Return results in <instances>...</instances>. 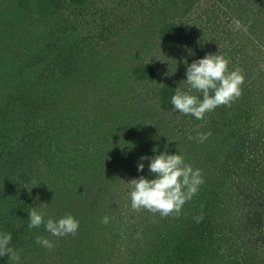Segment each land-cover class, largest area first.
Returning a JSON list of instances; mask_svg holds the SVG:
<instances>
[{"label":"trees","instance_id":"obj_1","mask_svg":"<svg viewBox=\"0 0 264 264\" xmlns=\"http://www.w3.org/2000/svg\"><path fill=\"white\" fill-rule=\"evenodd\" d=\"M59 1L0 0V10L17 6L11 35L38 34L37 14L47 5L61 6ZM200 3L206 14L196 16ZM121 5L114 20L96 19L88 40L57 44L69 27L61 10L55 13L60 31L54 39L43 40L42 30L36 39L21 38L19 46L7 42L14 53L9 56L0 38V53L11 63L4 65L7 80L0 82V229L12 233L21 264H110L103 251L108 238L95 248L79 229L56 238L59 246L49 251L35 243L40 230L30 229L27 220L33 195L41 199L43 188V196L56 198L49 211L53 219L71 214L80 226L88 219L102 222L97 212L107 192L113 203L107 227L125 244V256H115L121 264H264V0H123ZM189 11L195 17L189 14L192 20L182 22ZM234 19L248 31H236ZM185 46L195 56L187 55ZM218 52L230 68L243 71L242 95L201 120L174 111L171 97L186 79L185 58L192 62ZM27 68L41 69L36 80L25 78ZM22 130L16 143L13 135ZM90 131L102 135L99 150L94 140L89 150L69 148ZM207 132L203 142L195 139ZM157 145L160 151L165 145L171 153L179 151L201 170L204 183L179 214L143 209L132 222L139 213L127 209L123 216L122 196L104 183L103 174L115 186L121 181L118 165L126 172L142 155H154ZM63 165L65 183L55 187L52 172L59 176ZM147 174L146 167L140 175ZM80 245H91L93 255ZM0 264L11 261L0 257Z\"/></svg>","mask_w":264,"mask_h":264},{"label":"clouds","instance_id":"obj_2","mask_svg":"<svg viewBox=\"0 0 264 264\" xmlns=\"http://www.w3.org/2000/svg\"><path fill=\"white\" fill-rule=\"evenodd\" d=\"M233 24L236 31H248V26L239 19H234ZM185 48L190 55L195 56L192 49L187 46ZM230 63V60L219 52L207 53L191 63L185 58L186 79L180 82L171 97L173 110L201 120L206 113L221 105H230L239 98L243 92L245 75L240 68H230ZM182 85H187V88ZM193 91L202 94V98L201 95L193 94ZM210 135L211 132L198 133L195 139L203 142ZM189 138L193 139V137ZM153 153L152 156L142 155L137 161V171L144 173L147 167L148 174L126 182L130 188L128 195L131 208L158 212L161 216L179 214L185 203L198 193L200 186L204 183L201 170L187 163L179 151L171 153L168 145L164 146L163 151H160L157 145ZM29 195H32L31 191ZM34 200L40 201L39 194ZM45 204L47 203L40 202L37 206H32L28 212L27 220L30 229L43 226L45 231L54 237H66L78 233L80 221L75 216L68 214L59 219H53L43 210ZM201 218L197 217V222ZM102 223H109V217L104 216ZM139 235L138 233V238ZM12 241V233L0 229V257L7 256L11 264H21L20 254ZM35 243L49 251L55 247V242L45 236H37Z\"/></svg>","mask_w":264,"mask_h":264},{"label":"rangeland","instance_id":"obj_3","mask_svg":"<svg viewBox=\"0 0 264 264\" xmlns=\"http://www.w3.org/2000/svg\"><path fill=\"white\" fill-rule=\"evenodd\" d=\"M128 1V0H127ZM142 1V0H141ZM123 2V0H60L59 3L61 6H57L58 4L55 5V3L53 4V6H49L47 5L45 11H43V13H41L40 15H38L37 19L40 20V21H37L35 22L34 24L35 25H38V22L40 24V30L37 34V31H35V33H27L26 35L24 34H16V35H11L10 34V31L12 29H14V26L16 24V21H17V18L16 16L14 15V10H16L17 6H11L10 8H6L7 10H10L9 12L8 11H5L4 9L3 10H0V23L3 22V24H7L5 26H2L0 29L2 32H0V38L4 41H6L5 43V46H6V51H7V54L9 56H13L14 53L12 50H8V49H11L10 46L8 45V43H13L11 46L12 47H16V46H19L20 43L19 41H21V38H23L24 36H28L26 38H34L35 35H37L35 37V39L38 37L40 31H44V34L46 36H44V39L43 40H49V39H54L56 38V36L59 34V31L60 29H58L57 25H56V16H55V13H58L60 10L62 12V14L64 15V17H66L67 19V25L69 27H67L66 30L63 31V34H61V37H60V40L57 41V44L60 46L64 45L65 43L68 44L67 42H72L75 40L76 41H80L82 38H84L85 40H88V38L92 35L91 33L92 32H95V22H98L96 19L100 20V22L103 20V21H106V22H110L111 20H114V18L117 16V14L121 11V9H123L125 7V5H121ZM125 2V1H124ZM149 2V1H148ZM130 5V3H128ZM200 8H198V10H196V16H198L197 14L198 13H201L204 11V8L202 6V3H200ZM58 8V9H57ZM36 9V8H35ZM34 9V11H35ZM133 9H139L138 7H134ZM195 9L193 8L191 10V12H194ZM191 12L189 11V13L185 14V16L183 17L182 19V22L184 21H187L188 20H192V17L189 19ZM204 14H206L205 12H203ZM195 14H191L192 16L195 17ZM198 17H196L197 19ZM96 20V21H95ZM5 22V23H4ZM50 23H53L52 25ZM48 25V26H47ZM17 27H19L17 25ZM7 28V29H5ZM7 30V32L5 31ZM6 33H5V32ZM12 32V31H11ZM50 33V35H49ZM191 36H193V34H188V38L191 39ZM12 37L15 38V42L14 40L12 39ZM8 42V43H7ZM58 46V47H59ZM51 51V50H50ZM18 52L19 49H18ZM56 54V51L54 50L53 52H51V54ZM189 54V52L187 51V55ZM5 53H3V55L0 53V82L3 83V81L5 82V80H7V77L6 76H2V74L4 73L3 71V67L5 65V67H10L9 65L11 64L10 61H8L7 59H5ZM21 58H23L22 56H20L18 59H17V62H21ZM184 57H181L180 59H183ZM4 60H6V63H4ZM191 63V62H189ZM41 70L40 68H34V69H29L27 68V73L28 75H26V79H30L32 80L33 78L36 80L37 76V72ZM102 87V86H101ZM100 95V94H99ZM101 97H98L97 101L100 99ZM93 100V99H92ZM95 101H91V104L94 103ZM104 104V103H103ZM96 105V103H95ZM91 107V106H90ZM90 123V122H89ZM92 123H90L91 125ZM96 130V129H95ZM22 133H23V130L21 133H17V134H14L13 135V138L15 139L16 143H18L19 141L21 142L22 140ZM24 135V133H23ZM24 137V136H23ZM27 138V137H25ZM82 141H78V144H72V147L69 146L70 149H75L77 150V148H83V150H89V147L91 146V140H94L93 144L95 145L94 147H97V149L99 150L100 149V139H102V135L100 132L96 131L94 133H92L91 131L90 132H87L82 138H80ZM79 139V140H80ZM43 141V140H42ZM88 146V148H87ZM92 147V146H91ZM78 152V151H77ZM82 152V151H81ZM71 165V164H70ZM65 165H63V167L61 168H58L59 170L62 169L61 171V174L58 176L56 174H54V172H57V171H53L52 175H51V180L53 182V180L56 181L53 183L55 184V187H61L62 183L64 184L65 182H63L64 180V175H63V172L67 169V168H64ZM109 167V166H108ZM107 167V168H108ZM120 167V168H119ZM134 167V170H130ZM130 166L129 169H126V167L124 168V171H122L121 169V166H117L115 168V171H116V174H117V180H121L119 181L118 184H116L115 186L111 185L112 182H110L112 179L110 177V175H107L106 173L103 174V176L105 177V179H107L106 181H104V183L107 185V183H109V187L112 188V189H116L118 195H121L122 196V201L124 202V207H123V216H126L127 214V209H131V201H130V198H129V191H130V188L128 186V184L126 182H129L132 178V176L134 178H136V176H138V174L140 175L141 173L137 171V166ZM51 168H54L55 170L57 169V165L54 164ZM47 167L45 169V171H47ZM130 173V174H128ZM114 174V175H116ZM135 174V175H134ZM127 176H130L129 178L130 179H127ZM101 178H99L100 180ZM99 182V181H98ZM52 185V184H50ZM92 188V187H90ZM89 188V189H90ZM92 190V189H91ZM121 190V191H120ZM43 191L44 189L42 188L41 190V199L39 202L35 201V200H31L30 204H31V207L32 206H37L38 203L40 202H45L47 204L44 205V208L43 210L47 213L48 216L51 215V212L50 209L52 206H54V199L56 200V198H47V196H43ZM37 192V191H36ZM37 193H35L33 195V197L36 196ZM43 196V197H42ZM105 200L107 202H104L105 200H101V204L103 206V210L102 212H97L98 214H103V216H108L109 214L110 215H113L112 214V209H113V203H111V200H109L110 198H107V197H110L107 192L105 193ZM47 200H49L51 202V205L49 207V204L47 202ZM108 203V204H107ZM106 205V206H105ZM30 208V207H29ZM143 210V209H142ZM142 210H136L134 212H138L139 214H135L137 215L132 222H136L138 220V217L141 216L140 213H143ZM133 211V210H132ZM110 212V213H109ZM132 212V213H134ZM97 220V219H96ZM131 219L128 220V222H131L130 221ZM131 222V223H132ZM103 224V225H102ZM81 231H83V234H85L86 238L89 239V244H91L92 246H94L96 248V246H99L101 245L102 243L105 244L106 241V238L109 239V242L110 244L107 246L106 249H104L103 251H106V253L108 254V256H111L112 260L110 262V264H121V262L119 260H116V255L117 254H122V256L124 257L125 255H123L124 253V242L117 237L114 236V234H112V232L110 231V227L108 228L107 227V224L105 225L104 223L102 222H98V223H95V222H91L89 219L87 221H85L84 223H82V225L80 226ZM40 230V234L41 236H45L47 238H50V240H53L55 242V246L56 248L59 246V242L57 241L56 238H60V237H54L52 236L50 233L46 232L44 227L41 226L39 228ZM110 237V238H109ZM117 239V240H116ZM89 245V246H84V245H80L83 250L85 248V252H86V255L88 256H92L93 254L91 253V250L92 249V246ZM74 246V245H73ZM79 246V247H80ZM134 246V248H136V243H132V247ZM78 246H75V250L73 252L77 253V249L80 250ZM120 252V253H118ZM77 255V254H76ZM49 259V258H47ZM53 260V259H52ZM94 263L93 264H106V262L103 260H98L96 263H95V260H93ZM54 264V263H52ZM81 264V262H80ZM85 264H91L90 261L89 262H85Z\"/></svg>","mask_w":264,"mask_h":264}]
</instances>
